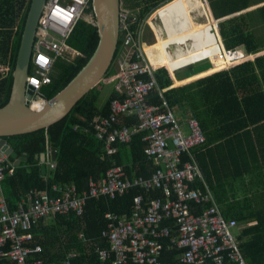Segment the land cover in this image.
<instances>
[{
	"label": "trees",
	"instance_id": "16d2710c",
	"mask_svg": "<svg viewBox=\"0 0 264 264\" xmlns=\"http://www.w3.org/2000/svg\"><path fill=\"white\" fill-rule=\"evenodd\" d=\"M30 1L0 0V66L8 68L5 77L0 75V107L7 103L10 96L11 73ZM122 1L125 8L131 11L130 18L135 17V21L129 24V29L136 30L152 11L170 0ZM207 1L214 19H222L246 9L249 3L248 0ZM186 8L191 30L185 32L184 36L164 44L168 65L156 71L159 88L151 90L147 103L160 106V109L164 110L162 105L164 99L175 113L177 110L183 117L189 115L196 118L205 141L191 152L203 181L210 188L221 215L226 219H233L241 227L238 240L243 258L248 264H264V185H260L264 171L261 167L259 170L256 168L255 153L257 149L262 155L264 140H257L253 136L257 130L255 126L264 121V88L261 86L263 85L261 82L264 83V54L227 70L218 71L224 69L225 65L210 70L212 67L210 63L204 70L185 73L184 69H180L212 58L214 48L205 31L213 27L208 11L204 12L207 16L206 22L200 23L193 18L187 5ZM204 8L207 10L205 4ZM86 12L93 15L91 3ZM258 20L264 23V6L256 11L219 22L218 32L224 48L230 50L243 46L252 54L263 48L262 40L256 39L251 32L252 23ZM144 26L146 42L154 44V36L151 35L149 27L145 24ZM120 42L121 36L116 54ZM67 44L76 50L79 56L72 59L57 58L53 61L49 83L39 88L40 97L44 100L50 99L63 89L93 56L99 44L96 25L86 20H78ZM162 45L163 42L160 40L156 46ZM167 66L172 70L175 79ZM113 73L110 72L109 75ZM200 73L203 74L195 76ZM29 74H32L31 60ZM192 76L195 77L190 78ZM189 78L197 79L174 86L187 82L186 79ZM97 86L63 121L47 129L4 138L18 157L25 158L16 166L12 176L5 177L0 183L9 208H15L29 189H45L52 183H73L79 192L85 190L88 178L102 177L111 166L112 160L123 166L128 177H147L154 170V164L143 153L146 143L142 138L145 133L135 135L128 144H114L117 150L110 156L104 153L103 144L94 139L91 133L88 135L84 133L83 130L89 127L95 116L109 115L110 102L117 98L113 86L110 85L112 88L110 87L103 104L96 105L102 90ZM162 89L166 91L160 96L159 91ZM119 121L115 128L123 124H134L137 117L121 116ZM75 127L78 129L75 130ZM50 149L55 151V158L52 159L55 166L48 169V174L47 172L43 174L40 158L46 156ZM186 159L187 157L183 156V160ZM249 166H252V169H249ZM191 184L203 188L202 180L196 179ZM139 193L143 191L138 187H132L129 192L115 198L107 196L89 198L80 216L55 215L46 221H40L30 231L32 241L29 245L40 246L41 252L36 257L43 260L44 264H63L68 253L72 251L80 254L78 258L71 260L72 264H98L92 248L97 245L109 247L100 238V233L106 225L105 214L111 212L128 215L133 197ZM161 193L160 189L148 191L150 197L159 196ZM192 204L196 212H200L202 207L193 202ZM79 234L83 235L86 242L79 239ZM175 259L176 252L168 251L162 254L160 260L162 264H181ZM0 264L15 263L0 257Z\"/></svg>",
	"mask_w": 264,
	"mask_h": 264
},
{
	"label": "built area",
	"instance_id": "2783aa9c",
	"mask_svg": "<svg viewBox=\"0 0 264 264\" xmlns=\"http://www.w3.org/2000/svg\"><path fill=\"white\" fill-rule=\"evenodd\" d=\"M188 1L201 8L207 4L206 0ZM87 7L88 0H44L36 24L32 74L26 78V86L31 90L28 106L32 110H38L44 102L39 88L49 83L53 61L79 56L67 40L78 20L95 23L92 13L86 12ZM130 15V10L120 9L121 42L113 62L115 72L103 79L105 85L113 86L117 98L111 100L107 117L95 116L83 131L101 142L108 156L116 152L114 144H128L135 135L145 133L143 153L154 164V170L147 177H128L123 166L112 160L102 177L88 178L85 190L79 192L73 183H52L45 189H30L13 209L9 208L0 185V257L15 264H44L36 257L40 246L29 245L34 225L55 215L80 216L87 199L115 198L138 187L143 193L133 197L128 215L105 214L106 225L100 238L109 247L92 248L98 264H162L161 256L168 251L176 252L181 264H248L239 246L241 227L221 215L191 152L205 141L198 121L189 115L179 118L164 99V110L147 103L151 90L159 88L155 76L158 69L149 61V53H155L149 49L155 44L146 42L144 22L136 30L129 29L135 21ZM152 31L157 36L154 27ZM222 50L224 56L230 57L228 67L252 58L237 47L226 50L222 45ZM205 60L209 59L180 70ZM164 91L160 90L159 95ZM121 116H135L137 122L115 128ZM52 152L55 151L47 152L48 159ZM183 156L187 159L183 160ZM45 164L47 169L55 166L53 160ZM15 168L14 162L0 150V183L12 176ZM196 179L202 180L203 188L191 184ZM152 189H160L161 195L150 197L148 191ZM192 202L202 207L200 212H196ZM78 237L86 242L82 234ZM79 256L72 251L63 264H72L71 260Z\"/></svg>",
	"mask_w": 264,
	"mask_h": 264
},
{
	"label": "water",
	"instance_id": "95a60500",
	"mask_svg": "<svg viewBox=\"0 0 264 264\" xmlns=\"http://www.w3.org/2000/svg\"><path fill=\"white\" fill-rule=\"evenodd\" d=\"M43 2L44 0L30 1L11 73L10 96L7 103L0 107V149L12 159L15 166L20 161H24L25 158L23 156L18 157L4 138L47 129L63 121L107 75L118 46L120 0H90L99 34V44L96 51L75 78L53 97L44 100L38 110H32L28 106L31 90L26 87V78L29 74L37 18ZM172 13L170 11V15ZM226 19L228 17L216 20L215 26L218 27V23ZM219 42L221 43L220 36ZM54 158L55 152H52L50 160ZM41 171L42 173L47 172L45 164L41 165Z\"/></svg>",
	"mask_w": 264,
	"mask_h": 264
},
{
	"label": "crops",
	"instance_id": "0c3cea01",
	"mask_svg": "<svg viewBox=\"0 0 264 264\" xmlns=\"http://www.w3.org/2000/svg\"><path fill=\"white\" fill-rule=\"evenodd\" d=\"M248 7L246 8V9H243V10H240L239 12H236V13H234V14H231V15H229V16H227L228 18H231V17H235V16H238V15H241V14H243V13H249V12H253V11H256L257 9H259V8H261V7H263L264 6V0H248ZM206 5V8L208 7V5L207 4H205ZM166 8H164V9H162L163 11L165 10ZM208 9H209V7H208ZM162 10H160L159 12H157V14L159 15L160 14V12L162 11ZM208 13H209V15H210V18H211V23H212V26L214 27V29H215V20L212 18V16H211V13H210V9H209V11H208ZM159 20H161V19H163V18H158ZM164 20V19H163ZM149 21V20H148ZM163 23H164V21H163ZM200 23H204V21H201ZM191 24V23H190ZM164 27H165V30H162V32H163V36H157V42L155 43V45L154 46H152L151 47V49L152 50H154V51H156V50H160L161 52H162V54H163V59L162 60H160V62H159V64H161V65H168V60H167V58H166V55H165V50H164V44H166V42H168V41H171V40H174V39H176V38H179V37H181V36H184V33H182V34H180V35H177V36H172L171 37V35H173L174 34V32L173 31H171V35L170 36H168V37H166V31L168 30V26L165 24L164 25ZM213 27H212V30H213ZM252 29L251 30H253V31H251L252 32V34H253V36L256 38V39H261L262 40V43H264V23H261L259 20L258 21H254V23H252ZM190 29H191V27H190ZM189 29V30H190ZM188 30V31H189ZM214 31V30H213ZM187 32V31H186ZM216 35H217V38H218V40H219V35H218V33L216 32ZM212 37L210 36V39H211ZM162 41L163 42V45L162 46H156V45H158V42L159 41ZM219 42V41H218ZM220 43V42H219ZM217 44V46L219 47V51H221L220 53H222V55H221V59L220 60H222L223 61V63H221V64H215V62L217 61L216 60V58H217V54H215V52H214V50H213V56H212V58H210L209 59V61H210V63H211V69L210 70H212V69H214V68H216V67H218V66H221V65H225L226 67H228L229 65H230V62H229V57H228V55H226L225 57H224V53H223V50H222V45H221V43L220 44ZM214 46V48L216 47V45H213ZM213 48V49H214ZM237 48L238 49H240V51L241 52H243V53H250V52H248L247 51V49L245 48V47H243V46H237ZM151 49H149V50H151ZM148 50V51H149ZM262 54H264V46H263V48H261L260 50H258V52H255V53H250V55H252V58H250V59H248V60H246V61H250V60H253L254 58H256V57H258V56H260V55H262ZM226 59H227V62H226ZM246 61H243V62H246ZM228 63V64H227ZM239 64V63H238ZM168 67V66H167ZM225 67V68H226ZM169 68V67H168ZM169 70H170V72H171V74H172V76L174 77V79H175V76H174V74H173V72H172V70L169 68ZM210 70H208V71H210ZM205 72H207V71H205ZM205 72H203V73H205ZM203 73H200V74H198V75H195V76H199V75H201V74H203ZM0 75H1V77H5V74H3V73H0ZM195 76H192L191 78H193V77H195ZM190 80V78L188 79V81ZM193 80V79H192ZM195 80V79H194ZM263 79H261V81H262ZM254 83H256L255 81H254ZM263 85H261L263 88H264V83L263 82H261ZM182 84V83H181ZM178 85H179V83H178ZM175 86H177V85H175ZM112 88V87H111ZM111 88H108V91L106 92V96H107V93L109 92V90L111 89ZM178 116V115H177ZM180 116V115H179ZM178 116V117H179ZM180 118H181V116H180ZM255 127H257V130H256V132L255 133H253V136L255 137V139H257V140H264V121H261L259 124H257ZM258 138H260V139H258ZM255 153H256V158H257V163H256V168L259 170V167H261V170L262 171H264V148L261 150V154L262 155H260V153H259V151L256 149V151H255ZM47 160V155L46 156H41V158H40V162H43V164H45V162H47L46 161ZM249 169H252V166H249ZM93 178V177H92ZM94 179V178H93ZM99 179V178H98ZM98 179H95V180H98ZM264 179V178H263ZM262 179V181L260 182V185H264V180ZM87 182H88V180H87ZM264 187V186H263ZM210 189V188H209ZM30 190V189H29ZM28 190V191H29ZM27 191V192H28ZM3 192V191H2ZM3 195H4V192H3ZM248 196H249V194H248ZM4 197H5V195H4ZM5 199H6V197H5Z\"/></svg>",
	"mask_w": 264,
	"mask_h": 264
},
{
	"label": "rangeland",
	"instance_id": "374dc122",
	"mask_svg": "<svg viewBox=\"0 0 264 264\" xmlns=\"http://www.w3.org/2000/svg\"><path fill=\"white\" fill-rule=\"evenodd\" d=\"M178 3H180L181 4V7L183 8V10H177V12L179 13V15H181V14H184L182 17H181V19L179 18V19H175V17L173 16L172 17V15H170V11H173L172 10V7H174V5H176V4H178ZM186 3V4H185ZM186 5H187V7L189 8V10H190V12H191V9H190V7L188 6V3H187V0H175V1H173L172 3H168L167 5H163V7H160L158 10H156V11H152L150 14H149V16L147 17V20H149L148 22H150V24L152 25V26H154V29L158 32V34H157V36L159 35L160 37L161 36H163L164 34H163V32H162V26H161V24H159L160 22H158L157 20H155V17L156 16H158V18H163L164 20V24H166L167 26H168V30L166 31V37H168V36H170L171 35V31H173L174 32V34L173 35H171V37L172 36H177V35H180V34H182V33H185L186 31H188L189 29H190V27H192L191 26V24H190V20H189V13H188V10H187V8H186ZM164 8H166L165 10H164V12L163 13H161L163 10L162 9H164ZM160 10H162L161 12H160V14L158 15L157 14V12H159ZM199 11H201V10H199ZM199 11H192V16H193V18L197 21V22H201V21H204V23L206 22V18H205V15H206V13H203L201 16H198V14H199ZM196 16H198L197 17V19H196ZM171 19V21H170V24H169V20ZM175 19V20H174ZM158 25L159 26V31L157 30V26L156 25ZM191 30V29H190ZM189 30V31H190ZM205 31H206V34H208V36L210 37L211 36V31H212V27H209V29H205ZM155 36V35H154ZM157 36H155V40L156 39H158L157 38ZM158 36V37H159ZM214 50V52H215V54H217L218 56H217V58H216V62H215V64H221V63H223V61L222 60H220L221 59V55H222V53H220L221 51H219V47L216 45V47L213 49ZM160 62V61H159ZM208 65H210L209 64V60H205V61H202V62H199V63H197V64H194V65H192V66H189L188 68H185L183 71L185 72V73H187V74H191V73H194V72H196V71H201V70H204V69H206V68H208ZM6 68L7 67H5V66H0V73H6ZM221 71V70H220ZM50 72H51V70H50ZM110 72H115V69H114V65L112 64V66L110 67V70L108 71V73H107V76L110 74ZM217 72V71H216ZM215 73V72H214ZM191 78V77H190ZM186 80H188V79H186ZM186 80H184V81H186ZM183 81V82H184ZM193 81V80H192ZM189 82V81H188ZM188 82H186V83H188ZM186 83H183V84H180V85H184V84H186ZM176 84H174V86H175ZM177 86H179V85H177ZM111 86L110 85H105L104 83H103V80L99 83V85L97 86V88H101L102 90H101V92H100V95H99V97H98V101H97V103H96V105H98V104H103V102L105 101V99H106V92L108 91V88H110ZM176 114L179 116H181V114L180 113H178V111L176 110ZM180 116H179V118H180ZM181 117H183V116H181ZM184 118V117H183Z\"/></svg>",
	"mask_w": 264,
	"mask_h": 264
},
{
	"label": "clouds",
	"instance_id": "9594fccd",
	"mask_svg": "<svg viewBox=\"0 0 264 264\" xmlns=\"http://www.w3.org/2000/svg\"><path fill=\"white\" fill-rule=\"evenodd\" d=\"M173 1H175V0H170L169 2H167V3H172ZM207 1V0H206ZM89 3H90V0H88V7H89ZM167 3H164L163 5H165V4H167ZM187 3H188V6L190 7V9H191V13H192V11H199V10H201V11H199V14H198V16H201L204 12H206V11H209V9H210V6H209V3H208V1H207V5H208V7H209V9H208V7H207V10L206 9H204V8H201L200 6H195L192 2H190V1H188L187 0ZM163 5H161V7L163 6ZM121 6L122 7H124L125 8V6L123 5V1L122 0H120V9H121ZM160 8V7H159ZM158 8V9H159ZM126 9H128V10H130L129 8H126ZM158 9H156V10H158ZM155 10V11H156ZM172 10L173 11H171V15H172V17L174 16L175 17V19H181V17L184 15V14H181V15H179V13L177 12V10H183V8L181 7V4L180 3H178V4H176V5H174V7H172ZM131 12V11H130ZM210 13H211V15H212V12H211V9H210ZM93 16V18H94V15H92ZM149 16V15H148ZM147 16V17H148ZM198 16H196V19H197V17ZM147 17H146V19H144L143 21H141V23L142 22H144V24L146 25V26H148L149 27V30H150V32H151V35L152 36H154L155 34H154V31H152V27H154V26H151V24H150V22H148V20H147ZM212 17H214L213 15H212ZM227 17V16H226ZM205 18H207V16H205ZM174 19V20H175ZM155 20H157L158 22H160L159 24H161V26H162V29L163 30H165V27H164V23H163V20L161 19V20H159L158 19V16H156L155 17ZM216 20H219V19H215V22H216ZM170 21H171V19L169 20V24H170ZM94 22H95V19H94ZM95 24V23H94ZM156 25V24H155ZM157 26V30L159 31V26L158 25H156ZM217 30H218V27L217 26H215V32H217ZM156 31V30H155ZM145 32H146V30H145ZM156 33L158 34V32L156 31ZM219 33V32H218ZM219 35V34H218ZM220 36V35H219ZM154 38H155V36H154ZM221 38V37H220ZM221 43H222V40H221ZM222 45H223V43H222ZM224 47V46H223ZM118 53V52H117ZM250 54V53H249ZM116 56H117V54L115 53V57H114V60H115V58H116ZM114 60H113V62H114ZM113 62H112V64H113ZM111 64V65H112ZM209 64H210V61H209ZM111 67V66H110ZM230 67H228V68H226V69H223V70H227V69H229ZM218 71H220V70H218ZM217 71V72H218ZM222 71V70H221ZM8 72V71H7ZM6 72V73H7ZM6 73H3V74H6ZM50 74V73H49ZM49 76V75H48ZM106 77V76H105ZM104 77V78H105ZM27 87V86H26ZM176 87V86H175ZM1 150V149H0ZM2 151V150H1ZM10 159V158H9ZM48 159V158H47ZM48 160H50V158L48 159ZM47 161V160H46ZM46 165V164H45ZM46 167H47V165H46ZM48 170V169H47ZM44 174V173H43ZM46 221V220H45Z\"/></svg>",
	"mask_w": 264,
	"mask_h": 264
},
{
	"label": "bare ground",
	"instance_id": "6f19581e",
	"mask_svg": "<svg viewBox=\"0 0 264 264\" xmlns=\"http://www.w3.org/2000/svg\"><path fill=\"white\" fill-rule=\"evenodd\" d=\"M164 11H162L161 13H163ZM212 16V15H211ZM213 19H214V17H212ZM163 20V19H162ZM215 20V19H214ZM211 44L212 45H217L219 42H218V38H217V35H216V33L212 30L211 31ZM157 42V39L155 40V43ZM154 43V44H155ZM163 59V54H162V52L160 51V50H156L155 51V53H149V61H150V63H151V65H152V67H154L155 69H161V68H163L164 66L163 65H161V64H159V61L160 60H162ZM212 73H214V72H212ZM209 74H211V73H209ZM209 74H206V75H209ZM206 75H204V76H206ZM201 77H203V76H201ZM197 79V78H196ZM194 80V79H193ZM189 81H191V80H189ZM188 82V81H187ZM186 83V82H185ZM183 84V83H182ZM180 85V84H179Z\"/></svg>",
	"mask_w": 264,
	"mask_h": 264
},
{
	"label": "flooded vegetation",
	"instance_id": "af4514ba",
	"mask_svg": "<svg viewBox=\"0 0 264 264\" xmlns=\"http://www.w3.org/2000/svg\"><path fill=\"white\" fill-rule=\"evenodd\" d=\"M121 8H124V7L121 6Z\"/></svg>",
	"mask_w": 264,
	"mask_h": 264
}]
</instances>
